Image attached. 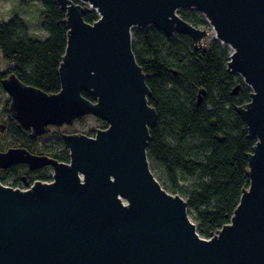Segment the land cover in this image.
<instances>
[{
	"label": "water",
	"instance_id": "95a60500",
	"mask_svg": "<svg viewBox=\"0 0 264 264\" xmlns=\"http://www.w3.org/2000/svg\"><path fill=\"white\" fill-rule=\"evenodd\" d=\"M55 1L68 29L61 90L50 94L11 72L2 78L9 111L32 139L87 115L108 127L63 134L67 163L24 147L0 152V169L53 170L52 181L25 190L0 181V264H264V0ZM191 8L232 50L227 68L252 90L236 108L256 140L250 185L212 238L197 232L188 202L151 170L147 148L159 116L133 52V29L149 26L202 47L208 31L179 15ZM93 10L99 18L90 23L84 17Z\"/></svg>",
	"mask_w": 264,
	"mask_h": 264
},
{
	"label": "trees",
	"instance_id": "16d2710c",
	"mask_svg": "<svg viewBox=\"0 0 264 264\" xmlns=\"http://www.w3.org/2000/svg\"><path fill=\"white\" fill-rule=\"evenodd\" d=\"M29 1L42 4L41 27L49 36L34 39L18 15L0 23V52L11 68L8 73L0 72V94L6 92L2 78L11 72L25 84L50 94L61 90L59 69L68 46L66 12L55 0ZM181 17L199 28L207 23L205 16L198 19L192 12L181 13ZM98 18L95 10L84 17L90 23ZM132 41L137 63L143 67L151 89L149 104L159 116L147 148L151 170L156 171L165 190L180 194L188 202L197 232L212 238L230 223L243 190L250 185L247 154L256 140L249 138L247 125L236 108L249 103L252 90L240 75L228 70L229 48L218 40L211 46L196 48L188 35L168 37L149 26L134 29ZM83 95L97 101L93 93ZM6 101L3 112L9 125L0 152L24 147L32 154L70 161L62 136L58 139L61 150L41 153L36 143L39 138L32 139L30 131L20 127L9 111L10 99ZM104 124L102 128H107ZM96 132L93 129L92 133ZM52 171L50 166L36 170L30 182L51 180ZM22 174L23 169L11 170L9 175L0 176V181L6 183L12 175L14 187L21 182Z\"/></svg>",
	"mask_w": 264,
	"mask_h": 264
},
{
	"label": "rangeland",
	"instance_id": "374dc122",
	"mask_svg": "<svg viewBox=\"0 0 264 264\" xmlns=\"http://www.w3.org/2000/svg\"><path fill=\"white\" fill-rule=\"evenodd\" d=\"M43 6L40 2H30L29 0H0V23L7 22L14 17L20 16L23 21L30 28V35L37 40H45L48 38V34L42 30L41 27V18L43 14ZM195 13V16L199 19L202 17V13L197 9H181L179 15L181 13ZM204 16V15H203ZM206 19V17H205ZM207 21V19H206ZM201 29H206L208 31V35L204 37L202 42V47L211 46L215 38V30L210 26L207 21L206 24L200 26ZM136 29V28H134ZM133 29V30H134ZM223 45V44H222ZM224 46V45H223ZM225 47V46H224ZM229 48V47H228ZM231 49L229 48V53L231 54ZM11 68L9 67V63H7L4 58H2L0 52V72L8 73ZM10 99L7 92L0 94V148L2 146V142L6 137L4 132L7 129L8 116L3 112L4 105L6 104V100ZM78 120V121H77ZM105 121L101 119H97L92 115H87V117H83L82 119H76V121L72 125L65 124L64 126H51L49 127L48 133L44 134V136L38 137L37 148L41 153H54L56 150H61L62 145L58 143V139L66 133H83L88 134L92 133L93 129L102 128L105 126ZM93 134V133H92ZM96 134V133H95ZM93 134V136L95 135ZM156 173V171H154ZM3 171L0 170V176H2ZM9 175V174H8ZM14 177L12 175L9 176L8 181L5 184L11 185L13 183ZM193 222L194 218L190 215Z\"/></svg>",
	"mask_w": 264,
	"mask_h": 264
},
{
	"label": "flooded vegetation",
	"instance_id": "af4514ba",
	"mask_svg": "<svg viewBox=\"0 0 264 264\" xmlns=\"http://www.w3.org/2000/svg\"><path fill=\"white\" fill-rule=\"evenodd\" d=\"M19 169H23V174L21 175V182H18L17 186L23 187L27 184H30L31 183L30 178L32 177V175L35 173L36 170L32 171L30 169V167L26 164H24V165H22V164L13 165V167H11L9 169H3L2 168L0 170L3 171L2 174H5V173L9 174L11 170L13 171V170H19Z\"/></svg>",
	"mask_w": 264,
	"mask_h": 264
},
{
	"label": "built area",
	"instance_id": "2783aa9c",
	"mask_svg": "<svg viewBox=\"0 0 264 264\" xmlns=\"http://www.w3.org/2000/svg\"><path fill=\"white\" fill-rule=\"evenodd\" d=\"M52 174H53V171H52ZM51 174V175H52ZM53 176V175H52ZM53 178V177H52ZM50 181H52V179L51 180H47V182H50ZM35 182H32V183H30V184H28V185H25V186H23V187H20V186H14V187H18V188H21V189H23V190H25V189H28V188H30V186H32L33 184H34ZM5 184V183H4ZM5 185H8V186H12V185H9V184H5ZM13 187V186H12Z\"/></svg>",
	"mask_w": 264,
	"mask_h": 264
},
{
	"label": "clouds",
	"instance_id": "9594fccd",
	"mask_svg": "<svg viewBox=\"0 0 264 264\" xmlns=\"http://www.w3.org/2000/svg\"><path fill=\"white\" fill-rule=\"evenodd\" d=\"M91 136H93V135H91Z\"/></svg>",
	"mask_w": 264,
	"mask_h": 264
}]
</instances>
